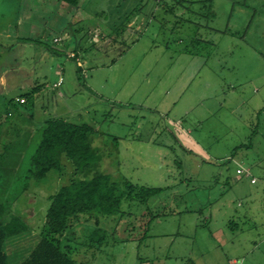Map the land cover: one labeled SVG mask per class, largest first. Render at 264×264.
Instances as JSON below:
<instances>
[{
  "label": "rangeland",
  "instance_id": "obj_1",
  "mask_svg": "<svg viewBox=\"0 0 264 264\" xmlns=\"http://www.w3.org/2000/svg\"><path fill=\"white\" fill-rule=\"evenodd\" d=\"M35 5L0 0V44L15 42L17 18L37 14ZM47 8L50 19L56 0ZM212 8L205 29L165 14L160 0H81L59 20L69 33L62 44L53 46L57 30L37 32L25 51L0 48V154L27 135V162L47 119L86 123L103 173L161 189L145 203L123 200L114 216L79 215L60 238L78 263L264 264V93L250 98L248 84L264 82V0H212ZM195 37L202 42L191 44ZM32 87L33 106H7ZM62 166L10 207L28 226L20 253L40 236L49 197L71 178L64 158Z\"/></svg>",
  "mask_w": 264,
  "mask_h": 264
},
{
  "label": "trees",
  "instance_id": "obj_2",
  "mask_svg": "<svg viewBox=\"0 0 264 264\" xmlns=\"http://www.w3.org/2000/svg\"><path fill=\"white\" fill-rule=\"evenodd\" d=\"M167 1L169 2L160 0L165 14L196 27L211 29L209 23L215 17L212 0ZM58 2L78 8L81 0ZM186 15L188 20L184 19ZM198 18H204L206 23H197L195 20ZM201 42V39L195 37L191 44ZM122 53L124 50L120 55ZM72 59L76 60L77 54ZM81 72L82 68L78 66L76 74ZM38 91V87H35L26 95L9 100L6 104L10 108L15 103L19 106H33ZM0 102L3 103L1 97ZM4 117H11V113L6 112ZM3 119L0 114V129ZM94 132L95 128L86 123L76 124L60 118H50L43 122L39 142L27 162L22 160L29 144L27 135L20 138L21 135L17 134V140L3 147V153L0 154V264H80L71 257L70 251L61 246L60 241L64 233L73 228L79 215L92 217L93 214L96 219L99 216H114L119 213L125 199L135 198L145 203L161 193V189L139 187L128 181L116 182L110 175L103 173L100 170L102 155L92 142ZM63 158L71 168V178L49 197V207L40 236L31 248L20 253L22 247L19 244L27 235L28 226L19 217L10 215V207L18 196L28 190L31 183H39L52 170L61 171ZM98 231L94 230L92 236H97ZM101 241L102 238L97 240L99 244Z\"/></svg>",
  "mask_w": 264,
  "mask_h": 264
},
{
  "label": "crops",
  "instance_id": "obj_3",
  "mask_svg": "<svg viewBox=\"0 0 264 264\" xmlns=\"http://www.w3.org/2000/svg\"><path fill=\"white\" fill-rule=\"evenodd\" d=\"M53 2V0H37V5L34 6V10H38V15L39 17H41V20H39L37 17V14L35 12L29 11L26 15L24 16H19L16 20V24L13 28V37L15 39V42H11V44L6 43L5 46H3L2 44H0V48L2 50H6L7 52H11L15 49H20V51H25V49H27L28 47H32V45L34 43H37V40H33L31 39L32 36H34V34H37V32H39L41 35L38 36L37 38H42L44 37L46 34H49L50 31H59L62 32L61 37L55 36L53 38V40L55 38H59L61 40V44L63 43L62 39L63 36H69V33L67 31V28H62V22L59 21L60 19H63L66 15L67 12H69L70 8L74 9H78V8H74L71 6H68L65 3L62 2H58V0H56V12L55 14L51 15V18L49 19H45L43 16V14L46 16H49V10H48V6ZM71 11V10H70ZM61 12V13H60ZM79 12V10L75 11V15L73 16L74 19L77 17V13ZM61 14V15H60ZM36 15V17H35ZM38 20V21H37ZM38 24V27L34 26V23ZM252 22V21H251ZM251 22H249V24L246 26L247 30L250 28ZM57 34V33H56ZM53 43V41H52ZM53 46H55L53 44ZM51 48H46V52L44 53V57H46L47 59H51L52 57V51L50 50ZM55 50V49H52ZM56 51V50H55ZM74 51L70 52V54H74V56H76L77 53H73ZM54 54V53H53ZM17 57L21 56V55H16ZM72 59V58H71ZM76 61L79 62L78 58L76 59ZM12 66V65H11ZM18 69V68H17ZM61 68H57L56 69V74H61ZM14 74H16L17 72L14 71V69L11 70ZM32 73H28V75H30ZM3 74H1L0 71V78ZM27 75V73L25 74ZM59 79V78H58ZM29 84L30 82L27 81ZM240 82V83H239ZM242 82V83H241ZM235 84L237 85V87L242 86L243 81H235ZM248 84L252 85V88L250 89V98L254 99V98H258L260 96V94L263 92L264 93V82L263 84H261L260 86H256L253 85V81H249L248 80ZM26 86H31V85H26ZM232 86V85H230ZM35 87H32V89H30V91L34 90ZM235 90V89H233ZM29 91V92H30ZM28 92V93H29ZM38 95V94H37ZM36 95V96H37ZM18 99V98H17ZM16 100V99H15ZM263 109V110H262ZM264 111V103L260 109V107L257 109V114H261L262 111ZM253 180V179H251Z\"/></svg>",
  "mask_w": 264,
  "mask_h": 264
},
{
  "label": "built area",
  "instance_id": "obj_4",
  "mask_svg": "<svg viewBox=\"0 0 264 264\" xmlns=\"http://www.w3.org/2000/svg\"><path fill=\"white\" fill-rule=\"evenodd\" d=\"M53 44H54V45H60V44H61V40H60L59 38H55V39L53 40ZM70 58H74V54H71V55H70ZM62 84H63V78L60 76L59 79H58V81H57V83L54 84V88H58V87H60ZM241 173H242L241 171L237 170V174H241ZM246 175H247V176H250L248 172H247ZM251 183H254V180H251Z\"/></svg>",
  "mask_w": 264,
  "mask_h": 264
}]
</instances>
